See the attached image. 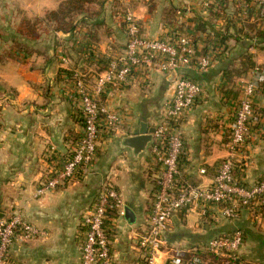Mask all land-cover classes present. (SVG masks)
<instances>
[{
    "label": "crops",
    "instance_id": "crops-1",
    "mask_svg": "<svg viewBox=\"0 0 264 264\" xmlns=\"http://www.w3.org/2000/svg\"><path fill=\"white\" fill-rule=\"evenodd\" d=\"M64 1L0 0V56L4 58L0 63V214L7 219L21 211L26 221L46 232L31 242L17 239L10 255L19 264H80L82 215L111 181L126 208L135 214L134 223L126 217L115 222L114 258L117 264H143L133 234L143 229L150 214L158 164L151 152L152 142L136 155L125 139L139 135L143 123L156 129L172 99L175 77L139 69L128 86L109 88L101 102L122 121L116 132L101 137L90 173L37 197L42 181L63 167L83 134L74 78L92 81L105 70V61L123 54L127 36L120 16L125 9L136 17L147 37L188 34L199 44L200 53L213 49L214 64L208 72L181 70L203 88L197 104L179 125L185 144L181 177L206 187L229 156L241 83L255 67L264 68V16L244 19L233 0L224 1V13L206 10L204 0H106L89 6L101 13L79 17L73 35L44 36L28 50L12 46L18 39L29 43L15 32L21 18L42 17L58 10ZM90 32L96 35V42H91L93 57L87 47ZM219 35L227 38L225 43L220 44ZM62 57L69 64H63ZM253 103L252 138L237 157L236 166L237 178L247 185L264 178V83ZM238 229L245 237L238 262L264 264V217L257 221L247 210L236 221L224 218L217 209L207 217L196 211L176 214L165 233L166 250L169 256L176 250L194 253L210 239Z\"/></svg>",
    "mask_w": 264,
    "mask_h": 264
},
{
    "label": "built area",
    "instance_id": "built-area-1",
    "mask_svg": "<svg viewBox=\"0 0 264 264\" xmlns=\"http://www.w3.org/2000/svg\"><path fill=\"white\" fill-rule=\"evenodd\" d=\"M224 1L204 0L202 5L206 10L224 13ZM233 1L246 20L257 14L264 16V0ZM120 19L127 36L125 50L120 56L111 58L106 69L94 80L85 81L75 76L74 92L80 101L83 134L63 167L42 181L36 196L42 197L48 191L65 187L90 173L101 137L116 132L122 121L119 114L101 102V96L109 88L119 90L128 86L139 69L147 74L174 75L173 96L166 104L151 144V152L158 164L157 190L143 229L134 232L133 240L143 264H208L197 252L236 260L245 241L240 229L210 239L202 249L187 253L188 257L177 250L169 256L165 233L174 215L188 211L207 217L217 209L224 218L236 221L242 211L247 210L257 221H262L264 178L252 185L244 184L236 176V166L237 157L252 138L256 112L253 99L264 83V68L255 67L249 79L241 83V96L228 142L229 156L219 166L212 183L203 187L185 182L180 172L185 144L179 125L184 115L197 104L203 88L181 70L192 68L200 73L208 72L214 64V50L200 53L199 44L188 34L167 39L147 37L130 12ZM62 63L69 64L68 58L62 57ZM205 173L202 169L201 174ZM125 217L126 204L122 194L113 184L105 183L82 215L80 264H117L112 252L118 228L115 222H121ZM44 236L46 232L26 221L22 212L17 211L0 220V264H19L10 255L17 239L31 242Z\"/></svg>",
    "mask_w": 264,
    "mask_h": 264
},
{
    "label": "trees",
    "instance_id": "trees-1",
    "mask_svg": "<svg viewBox=\"0 0 264 264\" xmlns=\"http://www.w3.org/2000/svg\"><path fill=\"white\" fill-rule=\"evenodd\" d=\"M99 1V0H98ZM104 1H100L99 5L102 4ZM97 3V0H65L61 6L58 8V10L55 11H49L45 15V22L54 25V30L57 31V33H64V34H70L73 35L78 29L80 21L78 20L79 17L84 16L87 18H90L91 15L98 16L101 13V10L97 12V14L90 13L89 6ZM88 15V16H87ZM44 22V21H43ZM83 23L85 21H82ZM38 26L41 24V21L38 22ZM24 24V23H23ZM23 26V25H22ZM34 31V30H33ZM18 34L20 37H23L28 40H39L42 37V33L39 32H32L31 30H26L23 28H19ZM217 38L220 39V44L225 43L226 37H220V35ZM91 42H96V35L93 32L89 33V43H88V52L89 56H94V50L93 45ZM217 43V42H216ZM90 44V45H89ZM92 45V46H91ZM4 60L2 56H0V63ZM250 61V60H249ZM109 61H105V69L108 65ZM250 64V63H249ZM181 163V161H180ZM198 256L202 257L206 261H210V264H243L241 262H238V259L232 260L228 258H220L216 257L214 255H211L209 253L205 252H197Z\"/></svg>",
    "mask_w": 264,
    "mask_h": 264
},
{
    "label": "rangeland",
    "instance_id": "rangeland-1",
    "mask_svg": "<svg viewBox=\"0 0 264 264\" xmlns=\"http://www.w3.org/2000/svg\"><path fill=\"white\" fill-rule=\"evenodd\" d=\"M100 1H106V0H99V1L97 0L98 4H99ZM126 1H128V0H126ZM149 1H152V0H149ZM91 10L95 13V12H97L100 9L96 8V9H91ZM123 12L129 13V10L126 11V9H125V11H123ZM45 15L42 16V17H37V16H34V15H31V17L21 18L20 21H19L20 23L15 26V30H16L15 32L18 33L19 28H23V29H26V30H31L32 32H35V31L39 32L40 31L42 33V37H44V36L50 37L52 35L56 36L57 35L56 34L57 31L54 30V25L53 24L49 25V23L45 22ZM39 21H41V24L38 26V24H39L38 22ZM83 27H85V26H83ZM84 34H86V33H84ZM16 35H18V34H16ZM28 41H29V43L27 44V42H24L22 39H18L17 41L13 42L12 46L14 48H16V49H27L28 50L29 47L31 48L30 44L33 43V42L35 43L38 40H34V41L33 40H28ZM108 182L113 184L111 181H108ZM108 182H106V183H108ZM19 212H21V211H19Z\"/></svg>",
    "mask_w": 264,
    "mask_h": 264
},
{
    "label": "water",
    "instance_id": "water-1",
    "mask_svg": "<svg viewBox=\"0 0 264 264\" xmlns=\"http://www.w3.org/2000/svg\"><path fill=\"white\" fill-rule=\"evenodd\" d=\"M155 131V128H148L146 124L143 123L139 135L130 136L126 138L125 144L127 147L132 149L136 155L141 154L147 149L149 144L152 142ZM3 218L4 215L0 214V220H2ZM126 219L130 223L135 222V214L129 207L126 208Z\"/></svg>",
    "mask_w": 264,
    "mask_h": 264
}]
</instances>
